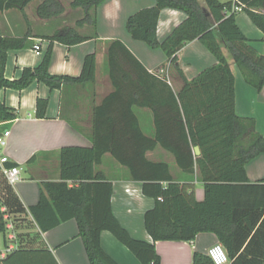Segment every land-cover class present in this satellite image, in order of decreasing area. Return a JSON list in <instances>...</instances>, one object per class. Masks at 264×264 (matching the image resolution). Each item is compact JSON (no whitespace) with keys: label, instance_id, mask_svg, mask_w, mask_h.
Returning <instances> with one entry per match:
<instances>
[{"label":"trees","instance_id":"1","mask_svg":"<svg viewBox=\"0 0 264 264\" xmlns=\"http://www.w3.org/2000/svg\"><path fill=\"white\" fill-rule=\"evenodd\" d=\"M32 1L0 0V12L23 10ZM105 1L72 0V8L84 11L76 26H96L94 12ZM204 3L205 7L198 0H155L152 8L127 19L125 28L133 40L166 56L169 69L181 80L179 91L174 93L165 80L150 74L120 41L109 42L106 56L114 92L94 108L92 147L61 148V180L43 184L39 202L27 210L41 232L75 220L89 264H116L101 247L103 231L111 233L140 264H161L154 245L133 239L114 217L110 206L112 184L95 171L105 154L126 168L130 179L142 184V194L153 199V208L144 215V227L153 243L191 242L200 233H212L224 247L228 264H264V179L250 183L245 171L250 161L264 153V136L256 131L252 119L240 118L234 112L235 77L231 69V65L236 67L244 81L257 91L264 87V56L250 45L235 22V9L239 8L264 34V0ZM164 9L180 11L186 18L159 42L156 28ZM63 10L58 1L43 0L36 15L50 19ZM28 37L0 35V91H20L33 81L44 83L50 90L94 82L93 53L85 57L79 77L48 72L54 42L71 47L88 39L73 28L47 36L49 46L41 63L24 68L18 79H6L7 52L24 48ZM195 40L216 64L187 80L179 68L177 53ZM134 107L154 111V139L140 130ZM46 108L47 100L38 98L35 116L43 119ZM15 119L14 110L0 101V125ZM1 129L0 133L4 131ZM167 135L178 141L159 146L174 157L182 173L196 176L202 183V201L195 199L192 184L173 180L168 164L147 160L146 153L157 147L156 140L161 142ZM195 146L199 147V156L194 155ZM12 166L15 165H8ZM4 215L0 210L3 235L7 223ZM192 264L213 263L207 255L194 252Z\"/></svg>","mask_w":264,"mask_h":264},{"label":"crops","instance_id":"2","mask_svg":"<svg viewBox=\"0 0 264 264\" xmlns=\"http://www.w3.org/2000/svg\"><path fill=\"white\" fill-rule=\"evenodd\" d=\"M42 1L34 0L23 10L0 12V35L16 38L30 36L24 48L7 52L5 78L18 79L24 68L38 66L49 46L46 37L63 28H73L88 39L71 47L54 42L48 72L51 75L79 77L85 57L93 53L96 62L95 80L92 83L67 84L59 90H50L44 83L33 81L20 91H0V101L16 114L15 120L0 125L1 131L4 129L10 132L2 154L8 158L6 166L14 164L20 169L19 181L9 185L0 168V210L5 212V217H8L9 211L13 214L12 229L18 230L17 234L12 230L14 250L0 256V264H89L82 240L77 235L75 220L41 232L27 210L39 202L43 184L61 180V148L92 147L94 108L114 92L108 76V43L120 41L150 74L157 75L163 71L159 78L165 80L174 93L179 91L181 80L169 69V61L162 51L133 40L125 28L130 16L152 8L155 0H106L95 12H91L95 13L96 26L86 24L82 27H77L76 23L84 17V11L72 8V0H56L64 10L50 19H40L36 15V8ZM218 1L225 3L234 0ZM198 2L205 7L204 0ZM29 9L34 10L33 21L29 20ZM235 12L237 27L250 45L264 56V34L239 8ZM185 18L186 15L180 11H161L156 28L158 41H163ZM34 46H39L40 51H35ZM177 60L187 80L216 64L214 57L197 40L183 45L177 53ZM231 69L235 77L234 112L240 118L252 119L256 131L264 136V87L257 91L244 81L236 67L231 65ZM38 98L47 100L43 119L35 116ZM133 111L142 133L147 138L154 139V111L148 107H134ZM176 141L178 140L173 135L162 137L161 142L156 140L157 147L148 151L146 158L153 163L168 164L173 180L179 184H192L194 197L200 202L204 198L202 183L197 181L196 176L192 178L182 173L176 166L174 157L159 146L162 142ZM95 171L102 173L106 181L112 184L110 206L120 226L133 239L153 244L161 264H192L194 252L207 255L208 250L218 243L212 233H200L191 242L153 243L144 227V215L153 208L154 201L142 194V184L132 181L127 169L112 160L110 154L102 157L101 164ZM245 171L250 183L264 179V153L250 161L245 166ZM26 226H31V233L35 231L37 236H21L28 234ZM6 233L3 235V248L0 252L11 243L6 240ZM100 244L116 264H140L108 231L100 234Z\"/></svg>","mask_w":264,"mask_h":264},{"label":"built area","instance_id":"3","mask_svg":"<svg viewBox=\"0 0 264 264\" xmlns=\"http://www.w3.org/2000/svg\"><path fill=\"white\" fill-rule=\"evenodd\" d=\"M35 51H40L39 46H34ZM163 71H160L157 75L161 77ZM10 132L8 130H4L0 133V168L5 180L9 185H14L19 181L20 169L17 166L8 167L6 164L8 163V158L2 154V149L6 145V140L9 137ZM1 209V208H0ZM4 220L6 223V240H8L10 245H7L3 252H0V256H4V254L12 252L14 250L12 241L14 240V235L12 234V223L8 222L9 218L4 216ZM207 256L212 261L213 264H228V256L224 249V247L220 243H216L213 245L207 252Z\"/></svg>","mask_w":264,"mask_h":264},{"label":"rangeland","instance_id":"4","mask_svg":"<svg viewBox=\"0 0 264 264\" xmlns=\"http://www.w3.org/2000/svg\"><path fill=\"white\" fill-rule=\"evenodd\" d=\"M29 20L30 21H33V18H34V10H32V9H29ZM158 74V73H157ZM113 160V159H112ZM8 217H9V220H8V222L10 223H13V219H14V216H13V214L9 211L8 213ZM6 214V215H7ZM26 228H28L29 229V232H28V234H26V235H21V236H24V237H36L37 235V233L34 231H32L33 233H31V230H32V227L31 226H26ZM13 232L15 233V234H17L18 233V230L17 229H14L13 230ZM2 245H3V234L2 233H0V249L1 248H3L2 247Z\"/></svg>","mask_w":264,"mask_h":264},{"label":"water","instance_id":"5","mask_svg":"<svg viewBox=\"0 0 264 264\" xmlns=\"http://www.w3.org/2000/svg\"><path fill=\"white\" fill-rule=\"evenodd\" d=\"M193 152H194V155H195V156H199V155H200L199 147H198V146H195V147L193 148Z\"/></svg>","mask_w":264,"mask_h":264}]
</instances>
